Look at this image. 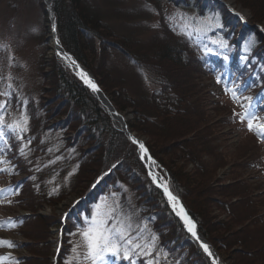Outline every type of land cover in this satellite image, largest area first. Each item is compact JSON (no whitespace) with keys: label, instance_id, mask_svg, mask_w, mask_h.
Listing matches in <instances>:
<instances>
[{"label":"trees","instance_id":"16d2710c","mask_svg":"<svg viewBox=\"0 0 264 264\" xmlns=\"http://www.w3.org/2000/svg\"><path fill=\"white\" fill-rule=\"evenodd\" d=\"M127 1L53 0L62 45L94 75L118 111L131 114V130L147 138L159 172L223 263L264 264V216L256 209V202L250 204V187L243 189L238 181L215 185L218 179L211 158L217 157L226 165L225 153L216 151L217 138L208 125V111L201 98L195 96V75H214L221 81L237 79L246 96L260 98L264 104V34L259 29H245L247 23H253L263 25L264 30V0H236L251 12L247 23L217 0H145L161 15L158 33L148 38L141 37L143 10L129 7ZM164 2L208 19L203 34L180 36L178 23L173 21L177 15L166 14ZM40 6L46 17L45 3L40 2ZM115 21L119 24H113ZM195 21L196 17L189 20ZM112 50L125 56L139 72H151L154 87L150 89L139 81L134 84L117 74L110 64ZM43 80L42 94L49 86L52 97L43 98L49 102L39 105L40 127L58 140L36 141L48 156L35 181L39 194L54 205L66 198L73 179L79 184L74 190L80 187L81 192L83 188L86 191L70 208L75 207L77 213L66 219L67 235L86 224V216L92 215L106 194L111 190L122 193L124 185L129 184L135 196V219L144 224L143 229L138 223L130 229L131 238L148 245L143 250L133 247L131 260H138V264H213L150 179L138 146L114 125L91 90L56 58L51 73L43 71ZM2 155L10 171L13 153ZM28 178L0 190H11L13 194L5 197L20 194ZM215 194L228 201L219 202ZM231 198L235 199L231 202ZM200 205H215L224 211V217L210 216ZM29 219L18 216L0 221L4 222L2 229L9 230L22 227ZM35 238L41 241L40 236ZM128 247L121 244L120 255H110L114 264L130 263L123 255ZM60 254L65 257L67 251L61 250ZM9 258L10 264L22 261L10 254Z\"/></svg>","mask_w":264,"mask_h":264},{"label":"rangeland","instance_id":"374dc122","mask_svg":"<svg viewBox=\"0 0 264 264\" xmlns=\"http://www.w3.org/2000/svg\"><path fill=\"white\" fill-rule=\"evenodd\" d=\"M217 1L224 4L241 22L247 23L249 19L251 20V12L236 0ZM40 2L43 0H0V93L5 91L10 93L7 97L0 96V102L8 101L7 106L0 110V118L3 121L0 127L4 133L8 131L7 134L11 136L9 137L5 133L0 137V169H7V171H0V187L11 186L14 182L25 180L30 175L24 191L8 197H5L8 194L5 192L0 198V220L6 217H30L29 222L22 227L17 226L14 227L15 229L9 230L2 229L4 222L0 221V240L11 241L15 244L13 248L0 246V257H9V254L16 256L22 260L18 264H92L90 260L83 257L84 248L81 235V232L89 227V223L69 235L65 232L67 217H72L77 213L75 207L73 210L70 208L85 194V188L82 192L80 187L74 190L79 184L76 185V181L73 179L66 189L68 192L66 198L51 205L39 194L40 187L35 182L39 178L38 173L42 170V162L47 164L48 158L43 152V147H38L36 141L46 138L54 141L57 138V136L51 137L44 133L40 127L39 105L49 102L44 101L43 98L52 97L49 86H46L47 92L42 94L43 71L51 73L54 59H59L54 55L52 49L49 14L47 12L45 17ZM127 3L129 7L143 10L144 17L140 20L144 27L142 38H148L158 33L161 17L159 9L148 4L145 0H128ZM163 4L166 14L177 15L173 21L178 23L180 36L192 38L200 37L203 34L206 18L199 17L180 7L177 8L171 3L164 2ZM192 17L197 18L195 23L189 22ZM113 24L118 25L119 22L115 21ZM247 25L251 27L246 26L245 29H259L264 34L263 25L253 23H247ZM241 31L243 32V29H240ZM262 53H264V49ZM110 64L117 74L124 76L130 82L136 84L139 81L150 89L154 87L151 72H139L125 56L116 50H112ZM195 76L197 92L195 96L201 98L208 111V125L213 128L211 131L217 138L214 141L217 144L215 149L217 152L225 153L226 165L222 161H218L220 159L217 157L211 158L215 168L214 172L217 174L216 179H218L215 185H228L238 181V186L241 188L250 187L252 193L250 194L252 197L250 204L254 205L256 202V209L259 208L264 216V139L255 131L248 130L247 120L244 119L245 107L243 106L247 102L243 98L239 101L233 100L231 93L226 92V88L234 86V81L238 85L240 83L237 79L234 81L223 80L221 83H217V77L214 75L198 74ZM245 94L247 93L243 92L242 97H251ZM262 102L257 97L252 101L255 106L260 107L257 113L258 119L253 122L254 125L264 121V117L261 116L264 112ZM25 121L26 123H24ZM17 123H20L25 130L21 131L18 128L13 130V128L4 126H15ZM145 139L147 140V138ZM57 147L62 151L61 144H58ZM8 151L13 153L10 171L7 159H2V154ZM192 167L193 164H190L189 169ZM186 169L188 170L187 167ZM8 172L15 173L10 175ZM149 177L151 179L150 175ZM68 184L69 180L67 186ZM134 198L129 184L124 185L122 193L111 190L95 206L92 215L86 216L85 221L91 222L94 214H96V218H99V213L111 207L115 208L116 215V220L111 222L112 226H116L117 221H122L124 224L130 225V229H134L137 223L143 229L144 224L135 219ZM120 199L123 200L121 203ZM214 199H219V202L221 200L228 201L227 198L220 197L218 194H215ZM234 199L231 198L230 201ZM201 208L202 205H200ZM202 209L210 216L215 217L220 214L224 217V214L221 213L224 211L216 208L215 205L210 208L205 205ZM61 217L62 219H60ZM59 219L62 221L60 222ZM32 234H34L33 237H31ZM37 236H40L41 241L35 238ZM67 242L69 246H66ZM120 243L127 245L124 241ZM61 250L62 252L67 251L65 257L60 254ZM112 256L106 255L105 259L98 261L97 264H114L115 261L110 259ZM9 259L4 260L2 264H10ZM131 261H135V264L139 262L136 259ZM131 261L125 264H131Z\"/></svg>","mask_w":264,"mask_h":264},{"label":"snow or ice","instance_id":"6c2138e0","mask_svg":"<svg viewBox=\"0 0 264 264\" xmlns=\"http://www.w3.org/2000/svg\"><path fill=\"white\" fill-rule=\"evenodd\" d=\"M59 43V41H57ZM225 60L228 57H224ZM72 64L75 65V61H72ZM78 67V65H77ZM77 75L83 80L85 85L89 87L93 92L98 91L97 85L88 77L87 73L80 71ZM217 83H221V77L217 76ZM233 87L226 88V92L231 93V97L233 100L239 101L243 98L247 103L243 105L245 107V116L244 119L247 120V127L249 131H255L262 139H264V121L260 122L257 125H254V121L258 119V111L260 110L259 106H255L252 101L254 98L252 97H242L243 91L245 90L242 85L236 84L233 82ZM10 93L3 92L0 93V96H9ZM8 104V101L0 102V110L4 109ZM2 118H0V124H2ZM26 123V121L24 122ZM8 128L20 129L21 131L25 130L20 123H17L15 126L13 125H4ZM4 131L2 127H0V137L4 136ZM134 144H138L142 151H147L144 147V144L140 141L131 138ZM155 163V161H153ZM0 171H7V169H0ZM7 191L8 194H11V190H0V194H3ZM164 194L168 197L169 201H176V197L171 194L167 187L163 189ZM10 203V202H9ZM99 207V206H97ZM183 213V209L181 208L180 212L177 215H181ZM182 219L184 220L187 230L192 234L193 237H196L195 224L187 217V215H182ZM116 220L115 208H107L105 211L99 213V218H96V214H94L93 219L89 223V227L86 230L81 232L83 237L82 247L84 248L83 257L84 259L90 260L92 264H97L98 261H103L106 255L110 254L113 256H119L121 253V241H124L129 247L124 250V258L129 259L131 261V251L133 247L135 249H146L148 245H142L131 238L130 228L131 226L128 224H124L122 221H117L116 226H112L111 222ZM10 227H14V224H10ZM153 240L156 237H152ZM197 239H199L197 237ZM0 246H7L8 248L15 247V244L11 241L0 240ZM201 248L203 251L209 256L213 257V253L210 251L209 246L206 243H201ZM146 255L149 253L145 252ZM9 259V257L4 256L0 257V264L4 260ZM18 264V262H17ZM131 264H135V261H131ZM213 264H215V259H213Z\"/></svg>","mask_w":264,"mask_h":264},{"label":"water","instance_id":"95a60500","mask_svg":"<svg viewBox=\"0 0 264 264\" xmlns=\"http://www.w3.org/2000/svg\"><path fill=\"white\" fill-rule=\"evenodd\" d=\"M50 1H51V3L48 4L46 2V0H43V2L46 5L45 10L48 12L49 18L51 21L50 32H51V40H54L53 41V47H52L54 49V55L57 56L65 66L69 67L82 82H83V80L77 75V73L80 71L87 73L88 77L97 85V87H98L97 92H93L89 87L88 88L98 98L102 107L110 115L114 125L120 131L124 132L130 140H132L131 138H134L135 140L140 141L144 144V147L147 151H142L140 149L139 145L136 144L138 146L139 155H140L142 161L144 162V164L148 170V173L151 176L152 181L156 184V186H158L162 190L163 194H164V191H163L164 187H167L168 190L171 192V194L176 197V201H169L168 197L164 194L165 199L167 200L170 208L174 211V213L176 215L178 212H180L181 208L183 209V213H181V215H177V216L182 221V223L184 224L186 231L189 234H191L187 230V226H186L184 220L182 219V215H185V214L195 224V231H196L197 236L194 238L199 242L200 245L202 242L206 243L209 246L210 251L213 253V257H209L208 255L207 256L211 259L212 262H213V259H215V264H224L223 261L221 260L220 256H219L218 251L212 247V245L208 242L207 238L200 231V229L198 228L197 224L195 223V221L191 217L190 213L186 209V207H185L184 203L181 201V199L171 191L168 183L163 178L161 181H159L156 178L157 175H160L161 177H162V175L160 174V172L158 170L157 163H156L155 159L153 158V156H152V154H151V152H150V150L146 144V139L144 137L137 135L136 132L131 130V128L128 124V119L131 117V115H127L125 113L118 111V109L113 104L110 97L103 91L101 86L97 83L94 75L82 63H80L72 53L67 51L64 48V46L62 45V43L58 37V33H57V22H56L55 10L53 8V0H50ZM57 41H59V43H57ZM72 61H75V65L72 64ZM77 65H78V67H77ZM153 161H155V163H153ZM197 237L199 239H197Z\"/></svg>","mask_w":264,"mask_h":264},{"label":"bare ground","instance_id":"6f19581e","mask_svg":"<svg viewBox=\"0 0 264 264\" xmlns=\"http://www.w3.org/2000/svg\"><path fill=\"white\" fill-rule=\"evenodd\" d=\"M46 2L48 3V4H50L51 3V1L50 0H46ZM53 41L54 40H52V44H53ZM53 49V48H52ZM54 50V49H53ZM159 181H161L162 180V177L160 176V175H157V177H156Z\"/></svg>","mask_w":264,"mask_h":264}]
</instances>
